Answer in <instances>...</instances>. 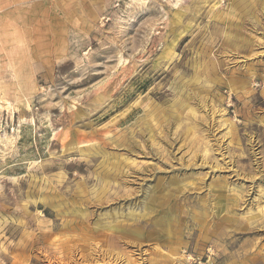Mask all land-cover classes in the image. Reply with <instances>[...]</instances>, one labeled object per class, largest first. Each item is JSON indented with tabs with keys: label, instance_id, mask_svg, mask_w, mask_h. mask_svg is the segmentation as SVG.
<instances>
[{
	"label": "rangeland",
	"instance_id": "1",
	"mask_svg": "<svg viewBox=\"0 0 264 264\" xmlns=\"http://www.w3.org/2000/svg\"><path fill=\"white\" fill-rule=\"evenodd\" d=\"M0 264H264V0H0Z\"/></svg>",
	"mask_w": 264,
	"mask_h": 264
},
{
	"label": "bare ground",
	"instance_id": "2",
	"mask_svg": "<svg viewBox=\"0 0 264 264\" xmlns=\"http://www.w3.org/2000/svg\"><path fill=\"white\" fill-rule=\"evenodd\" d=\"M207 2V1H206ZM192 6V5H191ZM178 23V22H177ZM159 67V66H158Z\"/></svg>",
	"mask_w": 264,
	"mask_h": 264
}]
</instances>
